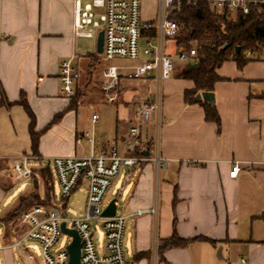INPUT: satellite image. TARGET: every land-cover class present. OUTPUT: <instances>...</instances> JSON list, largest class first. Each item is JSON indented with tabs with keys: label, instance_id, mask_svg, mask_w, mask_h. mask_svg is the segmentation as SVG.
I'll use <instances>...</instances> for the list:
<instances>
[{
	"label": "crops",
	"instance_id": "obj_1",
	"mask_svg": "<svg viewBox=\"0 0 264 264\" xmlns=\"http://www.w3.org/2000/svg\"><path fill=\"white\" fill-rule=\"evenodd\" d=\"M140 1L142 20L156 23L160 1ZM73 22L71 0L0 1V264H44L40 247L17 244L25 227L6 221L19 198L34 187L15 198L17 186L36 182L41 199L45 196L41 170L50 168L56 180L52 158H84L111 146L126 154L135 109L148 101L161 102L158 146L150 122L142 128L141 146L133 154L143 160L125 168L123 191L116 198H126L121 212L117 204V212L128 217L123 239L127 264H241L240 259L245 264H264V238L257 235L264 232V53L249 56L242 68L227 61L217 69L219 81L212 93L220 130L206 120L202 105L185 102L184 93L194 84L180 77L185 65L178 61L173 77L161 85L154 76L133 80L147 87L148 94L122 99L124 106L117 112L121 117L104 128L101 116L82 118L78 108L69 109L71 99L59 94L64 61L74 59L81 74L91 62L106 66L97 43L95 53L84 54L79 39L85 38L74 35ZM177 51V43H167L175 60ZM128 89L121 87V98ZM23 95L35 115L36 130L42 132L37 156L31 151L30 119L17 104ZM114 102L107 94L100 103ZM93 116H98L97 122ZM157 155L166 163L160 170L154 161ZM25 156L33 158L29 162L33 177L18 180L12 168L16 159ZM234 163L242 170L231 178ZM82 187L86 189L85 182L77 191ZM55 200L56 196L48 207L56 206ZM154 207L156 215L132 216ZM174 230L181 239L201 240L169 249L160 258V243L170 239ZM97 245L102 253V245Z\"/></svg>",
	"mask_w": 264,
	"mask_h": 264
},
{
	"label": "built area",
	"instance_id": "obj_2",
	"mask_svg": "<svg viewBox=\"0 0 264 264\" xmlns=\"http://www.w3.org/2000/svg\"><path fill=\"white\" fill-rule=\"evenodd\" d=\"M1 1V0H0ZM74 6L73 33L78 38H97L104 35L103 52L100 55L106 64L104 78L116 87L121 79L141 80L154 76L159 85L173 77L176 62L184 65L198 64L195 47L189 51L178 50L176 60L167 52V43L176 44L179 25L170 19L169 9L174 3L182 0H159L161 11L156 23L144 22L141 18L140 0H71ZM189 4H197L200 0H185ZM217 17L234 19L238 15H248L253 8L264 5V0H203ZM154 32L153 35L150 33ZM115 60L135 63L131 66L117 67ZM81 78L74 59L61 64L60 89L62 97L71 99ZM109 87V88H111ZM1 98V86H0ZM114 100V98H111ZM98 116H93L97 122ZM150 122L154 123L155 134L159 141L161 129V102H144L135 109L134 125L130 128L126 141V154L116 146L104 149L98 155L84 158L56 157L51 166L59 184L60 207L36 206L26 211L20 223L25 227L17 244L36 243L41 249L44 264H68L67 247L56 250L60 238L65 234L61 230L64 223L68 229L76 231L83 242L81 264H127L124 254V233L126 216L116 212L113 218H104V210L108 206L106 197L114 179L118 178L122 169L132 168L143 158L133 154L140 148L142 128ZM85 138L89 134L84 135ZM158 146V142L156 144ZM30 156L15 160L12 174L18 180L33 177L29 167ZM158 169L166 166L165 161L157 155L154 159ZM242 170L239 163H234L230 177L236 178ZM1 174V170H0ZM86 183V204L84 214L71 216L66 210L72 195ZM157 209L140 210L132 216L144 214L156 215ZM98 223L103 231L102 253L95 235L97 230L93 224ZM66 236V235H65ZM245 264L244 259H240Z\"/></svg>",
	"mask_w": 264,
	"mask_h": 264
},
{
	"label": "trees",
	"instance_id": "obj_3",
	"mask_svg": "<svg viewBox=\"0 0 264 264\" xmlns=\"http://www.w3.org/2000/svg\"><path fill=\"white\" fill-rule=\"evenodd\" d=\"M169 17L175 21L180 29L177 37L178 50L189 51L194 44L197 50L198 64H186L180 73V77L194 84L192 90L184 93L187 104H199L205 109V118L208 122L215 123L221 129V119L213 105L205 102H195L198 94L213 92L214 85L219 81L216 74L223 63L234 61L242 68L250 59L249 56L258 54L264 50V5L253 8L248 15H238L234 19L217 17L212 13L206 1L200 0L197 4H189L182 0L180 4L174 3L169 9ZM154 32L150 33L153 35ZM240 48L238 52L237 49ZM80 101L71 98L69 109L78 107ZM17 104L21 105L27 113L30 124L31 151L33 156L38 155L39 143L42 132L36 130V118L27 104L26 96ZM47 179L48 192L46 200L42 201L36 192V182L31 193L19 198L17 207L6 218L13 222L26 210L37 204L38 206H51L54 204V178L50 168L41 170ZM47 175L51 178H49ZM201 240L181 239L176 231L168 240L162 241L159 246V256L163 258L169 249L185 248L191 243ZM216 244V242H211ZM140 257V255H139Z\"/></svg>",
	"mask_w": 264,
	"mask_h": 264
},
{
	"label": "rangeland",
	"instance_id": "obj_4",
	"mask_svg": "<svg viewBox=\"0 0 264 264\" xmlns=\"http://www.w3.org/2000/svg\"><path fill=\"white\" fill-rule=\"evenodd\" d=\"M79 43L84 47V54H93L96 52V43H97V38H92V39H79ZM192 47L195 45L192 44ZM264 53V50L259 52L258 54H254L251 57H258L261 56ZM135 63L130 62V61H124V60H115L112 62V65L117 66V67H122V66H131L134 65ZM88 65V64H87ZM91 65V67H90ZM89 67H87L86 71L81 74V78L76 86L75 89V94L72 97L73 99H78L79 104H78V111L82 118L84 119H90L93 113L98 114L101 116L100 119V124H104V128H107V122L112 123V125L115 124L116 117L120 116L121 114H117V112L121 111V106H124L121 100L123 101H129V100H137L138 98L143 97L144 95L148 94L147 87L141 86L139 81H133V80H125L121 79L120 80V87L119 84L115 89H113L111 85V81L107 80L104 78V73L106 71V66H101L100 64L96 62H91ZM98 65L99 68L97 67ZM112 86V87H111ZM111 87V88H109ZM121 87H129V89L123 94L122 97V90ZM132 89H137L138 93H134ZM134 93V94H133ZM60 94V93H59ZM107 94L110 96V98L116 99V102L114 104H104L100 102H105L107 100ZM61 95V94H60ZM99 101V103H97ZM61 103L62 101H58ZM158 142V137L157 134H155V144ZM36 163V162H34ZM49 164V161H46L45 166ZM126 169H122L121 174L118 178L114 179L112 182V186L109 190V193L106 197V202H111L112 200L116 199L118 195H120L123 191L122 187V182L126 173ZM40 177L43 179V182L45 184V196L44 198H41L42 201L46 200L47 198V192H48V183L47 179L44 178V175L42 174V171L40 172ZM48 180L49 176L47 175ZM51 179V178H50ZM34 186L33 182H29L27 184H24L23 186L18 185L17 188L15 189V198L22 192V191H27L31 189ZM36 192L38 193V185L36 183ZM22 189V190H20ZM35 189L29 191L27 194L31 193ZM54 191H55V205L56 207L61 206V200H60V187L58 182L54 179ZM39 194V193H38ZM86 189L85 187H82L79 191H77L75 194L72 195V197L68 201V205L66 210L68 211L69 215L71 216H81L84 214V209H85V204H86ZM125 201L126 198H120L118 200V212H121L122 209L125 206ZM38 206L37 204L29 207L26 211ZM25 213V212H24ZM23 213V214H24ZM22 214V215H23ZM22 217V216H21ZM21 221L20 216L15 219L13 222L14 224H19ZM93 227L97 230V233L95 235V240L96 243L99 245L103 244L104 240V235L103 231L98 223L93 224ZM264 227V226H263ZM264 230V229H263ZM258 236L264 238V232H261L257 234ZM69 243H71V238L68 236H62L60 238V243L56 247V250L65 248ZM31 248H34L36 250H39V245L36 243H31L30 244ZM41 251V249H40Z\"/></svg>",
	"mask_w": 264,
	"mask_h": 264
},
{
	"label": "water",
	"instance_id": "obj_5",
	"mask_svg": "<svg viewBox=\"0 0 264 264\" xmlns=\"http://www.w3.org/2000/svg\"><path fill=\"white\" fill-rule=\"evenodd\" d=\"M103 43H104V35L103 33H100L97 39L98 54H102L103 52ZM237 51L239 52L240 48H238ZM202 101H205L213 105L215 103L214 94L212 92H203L198 94L195 98V102L198 103ZM117 204H118L117 199L112 200L104 210L102 216L104 218H113L117 212ZM262 220L264 221V215L262 216ZM61 230L66 236L71 238V243L67 247V252L69 254L68 264H81V249L83 246V242L81 241V238L79 237L76 231L72 229H68L64 223L61 225Z\"/></svg>",
	"mask_w": 264,
	"mask_h": 264
}]
</instances>
